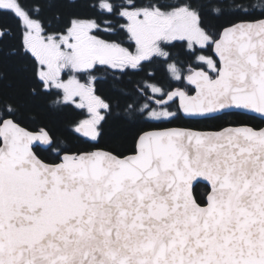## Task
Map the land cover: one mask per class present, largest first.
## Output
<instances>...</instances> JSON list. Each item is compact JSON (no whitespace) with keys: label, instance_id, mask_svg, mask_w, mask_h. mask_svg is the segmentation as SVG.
I'll return each instance as SVG.
<instances>
[{"label":"snow or ice","instance_id":"6c2138e0","mask_svg":"<svg viewBox=\"0 0 264 264\" xmlns=\"http://www.w3.org/2000/svg\"><path fill=\"white\" fill-rule=\"evenodd\" d=\"M3 17L0 264H264V126H169L264 124V0H0Z\"/></svg>","mask_w":264,"mask_h":264},{"label":"trees","instance_id":"16d2710c","mask_svg":"<svg viewBox=\"0 0 264 264\" xmlns=\"http://www.w3.org/2000/svg\"><path fill=\"white\" fill-rule=\"evenodd\" d=\"M223 22L224 21H221L220 23ZM0 23L9 24L13 28H15L16 22L11 17H3L0 18ZM0 70H2L5 73V83H7L8 80L14 78L16 65L12 61H5L2 68H0ZM104 93L105 95L116 94L112 90H110L108 86H105ZM36 115L39 121L49 124L56 132H63L65 130V127L69 119L71 118L69 113H56V112L46 111L43 109L37 110ZM229 123L264 126V124H261V121H259L258 119H252L249 116L242 114L226 115L219 120L203 121L198 124H189V123L180 122L178 124L169 125V126L193 127L200 130H218L220 127L226 126Z\"/></svg>","mask_w":264,"mask_h":264},{"label":"water","instance_id":"95a60500","mask_svg":"<svg viewBox=\"0 0 264 264\" xmlns=\"http://www.w3.org/2000/svg\"><path fill=\"white\" fill-rule=\"evenodd\" d=\"M242 115H245V114H242ZM248 116V115H247Z\"/></svg>","mask_w":264,"mask_h":264}]
</instances>
